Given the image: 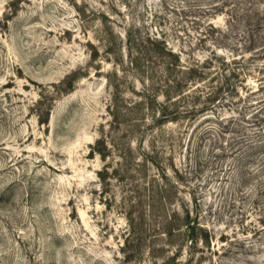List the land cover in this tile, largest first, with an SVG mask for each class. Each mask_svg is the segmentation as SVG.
I'll return each mask as SVG.
<instances>
[{
    "label": "rangeland",
    "instance_id": "374dc122",
    "mask_svg": "<svg viewBox=\"0 0 264 264\" xmlns=\"http://www.w3.org/2000/svg\"><path fill=\"white\" fill-rule=\"evenodd\" d=\"M0 264H264V0H0Z\"/></svg>",
    "mask_w": 264,
    "mask_h": 264
}]
</instances>
